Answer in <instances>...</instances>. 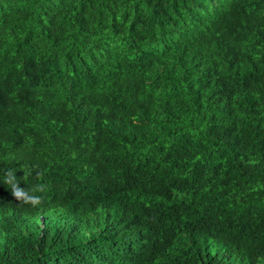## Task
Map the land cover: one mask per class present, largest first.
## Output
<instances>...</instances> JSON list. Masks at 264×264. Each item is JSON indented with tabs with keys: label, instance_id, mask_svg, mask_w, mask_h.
Returning a JSON list of instances; mask_svg holds the SVG:
<instances>
[{
	"label": "trees",
	"instance_id": "trees-1",
	"mask_svg": "<svg viewBox=\"0 0 264 264\" xmlns=\"http://www.w3.org/2000/svg\"><path fill=\"white\" fill-rule=\"evenodd\" d=\"M0 264H264V0H0Z\"/></svg>",
	"mask_w": 264,
	"mask_h": 264
},
{
	"label": "clouds",
	"instance_id": "clouds-1",
	"mask_svg": "<svg viewBox=\"0 0 264 264\" xmlns=\"http://www.w3.org/2000/svg\"><path fill=\"white\" fill-rule=\"evenodd\" d=\"M4 184L8 185L11 190V195L15 198L16 201L21 202L22 204H30L33 207H36L41 204V197L35 195L37 191H43L44 186L40 185L33 190L23 189L19 186L20 182L17 179L13 169H8L5 172Z\"/></svg>",
	"mask_w": 264,
	"mask_h": 264
}]
</instances>
